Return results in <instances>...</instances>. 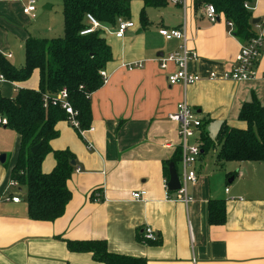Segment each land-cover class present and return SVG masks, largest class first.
<instances>
[{
  "label": "crops",
  "instance_id": "1",
  "mask_svg": "<svg viewBox=\"0 0 264 264\" xmlns=\"http://www.w3.org/2000/svg\"><path fill=\"white\" fill-rule=\"evenodd\" d=\"M29 1L0 0V58L15 69L24 64L28 38H58L54 19L39 12L37 5L34 19L23 14ZM34 1L47 11L54 6V0ZM129 1L132 29L116 38L114 29L101 28L112 59L104 68L107 82L90 96L91 130L79 135L60 121L55 127L58 136L50 142L53 151L67 150L74 157L75 168L67 182L71 199L60 218L49 223L28 218L25 188L9 186L18 135L10 160L4 154L5 162L0 163V264H101L89 254L67 250L66 241L89 240H104L109 253L143 259L146 264H264V162L221 166L215 162L211 168L198 164L193 168L197 181L186 187L191 198L187 205L175 200L176 192L167 194L164 165L179 148L178 125L168 116L181 103L196 112L212 140L224 125L246 129L238 120L242 105L255 96L264 106V51L254 79L210 81V74L220 78L232 70L241 46L223 16L212 23L205 15V5L195 7L194 0H186L183 9L166 0L164 7L145 9L148 26L142 30L143 2ZM251 14L259 20L254 32L264 37V0L255 2ZM162 28L185 29L186 47L196 55L187 62V71L201 77L196 84H168L167 77L176 68L169 64L163 71L158 60L177 53L181 44L161 38L158 31ZM136 63L141 68L128 71L124 67ZM38 81V71L25 82L0 80V95L12 99L18 90H37ZM197 141L199 134L189 143ZM54 167L55 159L48 154L42 173L49 174ZM175 170L180 182V162ZM142 191L146 193L142 200L132 199L133 192ZM209 201L224 202L223 225H209ZM145 228L160 239L159 245L144 243Z\"/></svg>",
  "mask_w": 264,
  "mask_h": 264
},
{
  "label": "trees",
  "instance_id": "2",
  "mask_svg": "<svg viewBox=\"0 0 264 264\" xmlns=\"http://www.w3.org/2000/svg\"><path fill=\"white\" fill-rule=\"evenodd\" d=\"M143 9L139 15L142 30L148 21L145 9L161 8L166 0H141ZM253 0H194V6L212 5L219 16L233 24V36L240 43L256 37L252 25L251 10L244 8ZM63 36L55 39L28 38L24 43V64L15 69L0 58V75L8 82H25L38 71L37 90H18L12 99L0 95V115L7 119L6 128L19 137V148L10 179L26 190L27 216L35 222H54L60 218L71 199L67 182L74 171V157L65 151H53L50 142L57 138L56 125L66 121V115L57 107L43 108L44 95H54L61 90L68 94L69 102L78 114L79 130L86 131L91 125L90 96L100 89L103 80L100 72L111 61L110 47L102 37L100 28L88 35L87 16L92 17L101 28L115 29L118 20L130 19L129 0H61ZM238 120L246 124L245 130L221 126L215 139H210L202 123L199 130L201 152L218 148L216 164L227 162H264V106L252 96L239 111ZM80 135V133L77 131ZM35 154L31 149L38 146ZM48 154L55 159V167L43 174L42 162ZM181 161L180 147L167 166L175 167ZM209 225L225 223V206L222 201H209ZM151 246L161 243L144 242ZM67 250L76 254H89L101 264H146L145 260L109 253L104 240L66 241Z\"/></svg>",
  "mask_w": 264,
  "mask_h": 264
},
{
  "label": "built area",
  "instance_id": "3",
  "mask_svg": "<svg viewBox=\"0 0 264 264\" xmlns=\"http://www.w3.org/2000/svg\"><path fill=\"white\" fill-rule=\"evenodd\" d=\"M253 0L252 4H245L244 8L247 10H252L255 2ZM171 4L176 6H181L185 9L186 0H170ZM35 1L30 0L23 7V14L35 18ZM204 12L208 20L212 23L216 22L219 15L216 14L215 9L212 5H205ZM87 21L89 23V30L81 33L85 36L92 33L94 30L100 28L99 24L90 16H87ZM227 26L230 30H233V24L227 22ZM134 27L133 23L128 20H118L116 27L114 29V35L116 38H122L127 30ZM158 34L165 41L176 40L180 42L179 51L177 53H171L158 60L159 68L163 71L167 70L169 64H173L176 68L175 72L167 77V82L170 86L180 84L182 86H191L196 84L201 80V77L193 75L187 71V62L190 59H195L196 55L194 52H190L186 47V32L185 29H159ZM239 52L237 53L234 61L233 68L230 72L224 73L220 78L215 74H210L208 79L210 81L223 80L231 81L235 83H240L244 81H249L255 78L257 62L264 51V37L261 35H256L255 38L251 39L247 43L240 44ZM10 58V56H5ZM128 71H132L137 68H141V64L136 63L129 66H124ZM100 76L103 80V84L107 82V75L104 70L100 72ZM0 80H5L3 76H0ZM43 108L47 109L49 106L60 108L66 115V122L79 133L83 132L79 130L78 114L73 109L71 103L68 99V94L65 90L48 96L44 95L42 99ZM168 119L178 125V136L180 139V150H181V161L180 165L182 168L180 189L176 192V201L187 205L191 198L187 192V185L194 184L197 181L195 171L193 169L194 164L201 155L200 143L197 141L195 144L189 143V140L197 139L199 130L201 128L202 122L198 118L196 112L192 110L185 102L177 106L176 111L168 116ZM7 119L0 115V128H6ZM88 130H91L89 128ZM88 149H91L88 146ZM9 186L12 188H17L19 185L16 181L11 180ZM167 189V183H166ZM168 190V189H167ZM169 191H167V194ZM146 195L144 191L133 192L131 197L135 201H140ZM170 196V194H169ZM13 203H18V198H11ZM99 201V200H97ZM142 237L145 242H154L158 238L154 235L153 231L149 228H145L142 232Z\"/></svg>",
  "mask_w": 264,
  "mask_h": 264
},
{
  "label": "rangeland",
  "instance_id": "4",
  "mask_svg": "<svg viewBox=\"0 0 264 264\" xmlns=\"http://www.w3.org/2000/svg\"><path fill=\"white\" fill-rule=\"evenodd\" d=\"M39 12L42 13H48L53 19H54V27L55 23L57 24V30L56 35L58 38H61L63 36V26H62V5L61 0H54L53 5L49 4V6H52V9L50 11H47L44 9V6H41L40 4H36ZM36 7V6H35ZM38 12V16H39ZM212 135V132H210ZM17 135L12 130H5L3 132L0 131V147H2L1 154H6L8 157V160L12 157V149L16 143ZM5 151V152H3ZM218 148H215L214 150H209L206 154L200 155V157L197 159L196 163L194 164L193 168L197 166L198 164L202 163L206 168L214 167V164L216 162V154H217ZM25 191V189L23 190Z\"/></svg>",
  "mask_w": 264,
  "mask_h": 264
},
{
  "label": "water",
  "instance_id": "5",
  "mask_svg": "<svg viewBox=\"0 0 264 264\" xmlns=\"http://www.w3.org/2000/svg\"><path fill=\"white\" fill-rule=\"evenodd\" d=\"M259 20L253 19L252 25L256 26L258 24ZM40 144L34 148L31 149V153L35 154L37 150L39 149ZM5 162V155H0V163L3 164ZM169 171V180L167 182V189L170 192H177L180 189V182L179 178L176 174L175 166L173 164H170L168 167Z\"/></svg>",
  "mask_w": 264,
  "mask_h": 264
}]
</instances>
